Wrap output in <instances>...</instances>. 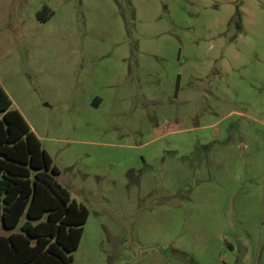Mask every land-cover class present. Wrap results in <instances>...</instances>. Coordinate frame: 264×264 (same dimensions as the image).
Here are the masks:
<instances>
[{"label":"rangeland","instance_id":"1","mask_svg":"<svg viewBox=\"0 0 264 264\" xmlns=\"http://www.w3.org/2000/svg\"><path fill=\"white\" fill-rule=\"evenodd\" d=\"M0 84L88 210L70 264H264V0H0Z\"/></svg>","mask_w":264,"mask_h":264},{"label":"trees","instance_id":"2","mask_svg":"<svg viewBox=\"0 0 264 264\" xmlns=\"http://www.w3.org/2000/svg\"><path fill=\"white\" fill-rule=\"evenodd\" d=\"M11 105L0 87V264H70L88 210Z\"/></svg>","mask_w":264,"mask_h":264},{"label":"crops","instance_id":"3","mask_svg":"<svg viewBox=\"0 0 264 264\" xmlns=\"http://www.w3.org/2000/svg\"><path fill=\"white\" fill-rule=\"evenodd\" d=\"M0 87L5 91V93L7 94V96L9 97V99L11 100L12 103V108H15L19 111V113L24 117V119L26 120L25 116L23 115V112L21 111V109L14 103L13 99H11L10 95L8 94V92L6 91V89L0 84ZM92 105L94 107H98L100 105L98 98H94ZM26 122L29 124L31 130L35 133V135L38 137V139L40 140V137L38 136V134L36 133L35 129L30 125V123L26 120Z\"/></svg>","mask_w":264,"mask_h":264}]
</instances>
